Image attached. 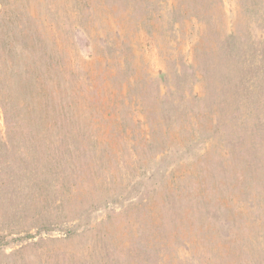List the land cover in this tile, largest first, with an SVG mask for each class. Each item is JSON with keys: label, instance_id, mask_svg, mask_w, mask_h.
I'll return each instance as SVG.
<instances>
[{"label": "rangeland", "instance_id": "1", "mask_svg": "<svg viewBox=\"0 0 264 264\" xmlns=\"http://www.w3.org/2000/svg\"><path fill=\"white\" fill-rule=\"evenodd\" d=\"M0 264H264V0H0Z\"/></svg>", "mask_w": 264, "mask_h": 264}]
</instances>
